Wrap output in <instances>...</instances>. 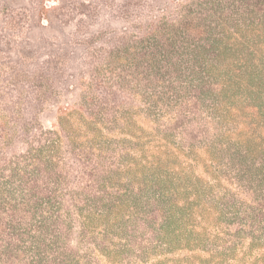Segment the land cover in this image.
Instances as JSON below:
<instances>
[{"label":"trees","instance_id":"1","mask_svg":"<svg viewBox=\"0 0 264 264\" xmlns=\"http://www.w3.org/2000/svg\"><path fill=\"white\" fill-rule=\"evenodd\" d=\"M17 11L0 264H264V0Z\"/></svg>","mask_w":264,"mask_h":264},{"label":"rangeland","instance_id":"2","mask_svg":"<svg viewBox=\"0 0 264 264\" xmlns=\"http://www.w3.org/2000/svg\"><path fill=\"white\" fill-rule=\"evenodd\" d=\"M63 0H0V6L2 7H14L17 8L19 11H17L16 17L12 20H10L9 25H16V27L19 26L18 23H20L19 20L23 19L21 18V15L19 14L21 10H29L30 8L37 7L38 10H41L42 7H44V4L47 5V7L52 8L54 6L60 5ZM72 2H77V0H70ZM76 5L78 3H75ZM50 10V9H49ZM44 16V21H50L53 19V15L50 11L46 10V13ZM46 23V22H45Z\"/></svg>","mask_w":264,"mask_h":264}]
</instances>
